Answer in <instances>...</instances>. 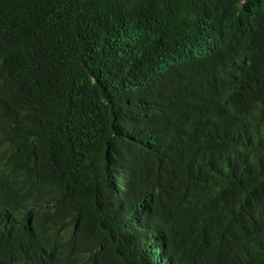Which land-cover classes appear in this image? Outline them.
<instances>
[{
  "label": "trees",
  "instance_id": "obj_1",
  "mask_svg": "<svg viewBox=\"0 0 264 264\" xmlns=\"http://www.w3.org/2000/svg\"><path fill=\"white\" fill-rule=\"evenodd\" d=\"M0 264H264V0H0Z\"/></svg>",
  "mask_w": 264,
  "mask_h": 264
}]
</instances>
